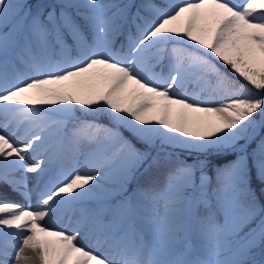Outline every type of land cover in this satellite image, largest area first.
Here are the masks:
<instances>
[{
	"label": "snow or ice",
	"instance_id": "1",
	"mask_svg": "<svg viewBox=\"0 0 264 264\" xmlns=\"http://www.w3.org/2000/svg\"><path fill=\"white\" fill-rule=\"evenodd\" d=\"M253 170L264 0H0V264H264Z\"/></svg>",
	"mask_w": 264,
	"mask_h": 264
},
{
	"label": "trees",
	"instance_id": "2",
	"mask_svg": "<svg viewBox=\"0 0 264 264\" xmlns=\"http://www.w3.org/2000/svg\"><path fill=\"white\" fill-rule=\"evenodd\" d=\"M44 9L43 11L47 12L49 11L53 6H55L58 1L57 0H28V3L32 6L38 2H44ZM136 3H140V0H135ZM123 40V37H119L118 40H117V45H119V43ZM225 71H229L227 68H225ZM98 120L99 122L101 123H105V124H110V120H109V117L107 115H100L98 117ZM123 132H124V135L132 140V142L134 144H136L137 147H140V148H143V145L137 141L130 132L126 131V130H123L121 129ZM254 147V145H253ZM188 160L189 163H192L193 160L196 159V155L197 154H192V155H188L187 153L184 154ZM201 159L204 158L203 155L200 156ZM230 159H234L235 158V154H233L231 157H229ZM208 159L210 160V165L209 167L206 169L207 173L209 176L212 177V181H213V186H215V165L219 164V163H223V162H226L224 160L223 157H215V156H210L208 157ZM150 177L148 176H145L143 177L142 179L144 181H147ZM253 188L256 189V194L257 196L260 198V201L261 203H264V194L261 193V185H260V181L255 179V172L253 170ZM255 259L256 260H261L262 257L260 255V252H259V249L256 250V254H255Z\"/></svg>",
	"mask_w": 264,
	"mask_h": 264
},
{
	"label": "bare ground",
	"instance_id": "3",
	"mask_svg": "<svg viewBox=\"0 0 264 264\" xmlns=\"http://www.w3.org/2000/svg\"><path fill=\"white\" fill-rule=\"evenodd\" d=\"M25 163H30V161H26ZM34 175H35V174H33V173H28V176H29L30 178H33ZM4 191H5V193L7 194V197H8L9 199L14 200V201H16V202H19V203H21V204H24V203H25L24 199L19 195V193L13 192L10 188H5ZM33 206L35 207V204H33ZM42 223H46V224H47V223H49V222H48L47 219H46V220H45L44 222H42ZM49 226H50V227H59V226H61V224H60L59 222H54V223L49 224Z\"/></svg>",
	"mask_w": 264,
	"mask_h": 264
},
{
	"label": "rangeland",
	"instance_id": "4",
	"mask_svg": "<svg viewBox=\"0 0 264 264\" xmlns=\"http://www.w3.org/2000/svg\"><path fill=\"white\" fill-rule=\"evenodd\" d=\"M237 2H239V0H237ZM36 8H40L41 11H42V9H43V7H42L41 4H37V5L33 6V10H35ZM241 143H243V142H241ZM29 184H30V186H31V184H32V178H30V177H29ZM5 188H7V187H5ZM5 188H4V189H5ZM47 221H48V220H47Z\"/></svg>",
	"mask_w": 264,
	"mask_h": 264
}]
</instances>
